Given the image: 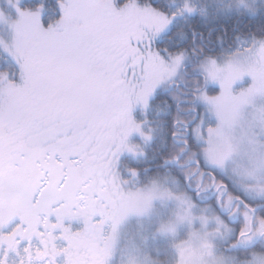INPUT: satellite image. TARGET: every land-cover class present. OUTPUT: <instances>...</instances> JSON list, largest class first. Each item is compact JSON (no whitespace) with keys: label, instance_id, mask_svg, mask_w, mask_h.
I'll list each match as a JSON object with an SVG mask.
<instances>
[{"label":"snow or ice","instance_id":"obj_1","mask_svg":"<svg viewBox=\"0 0 264 264\" xmlns=\"http://www.w3.org/2000/svg\"><path fill=\"white\" fill-rule=\"evenodd\" d=\"M0 264H264V0H0Z\"/></svg>","mask_w":264,"mask_h":264}]
</instances>
